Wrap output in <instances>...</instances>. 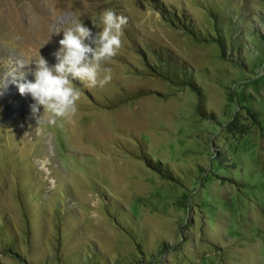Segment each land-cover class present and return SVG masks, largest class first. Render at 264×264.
Here are the masks:
<instances>
[{
  "label": "rangeland",
  "instance_id": "1",
  "mask_svg": "<svg viewBox=\"0 0 264 264\" xmlns=\"http://www.w3.org/2000/svg\"><path fill=\"white\" fill-rule=\"evenodd\" d=\"M105 9L128 18L111 81L38 124L16 83ZM0 229V264H264V0H0Z\"/></svg>",
  "mask_w": 264,
  "mask_h": 264
},
{
  "label": "clouds",
  "instance_id": "2",
  "mask_svg": "<svg viewBox=\"0 0 264 264\" xmlns=\"http://www.w3.org/2000/svg\"><path fill=\"white\" fill-rule=\"evenodd\" d=\"M100 19L102 30L95 33L83 22L64 29L60 47L54 53L56 63L50 64L40 55L29 69L28 74L33 79L28 80L24 76L19 79L22 82L16 83L22 96H31L34 103L30 107L38 124L49 113L62 118L76 110L80 89L73 81L89 88L104 87L111 81V69H102L101 62L117 54L128 18L118 15L113 9H105L100 13ZM101 71L104 73L102 77L99 75Z\"/></svg>",
  "mask_w": 264,
  "mask_h": 264
},
{
  "label": "trees",
  "instance_id": "3",
  "mask_svg": "<svg viewBox=\"0 0 264 264\" xmlns=\"http://www.w3.org/2000/svg\"><path fill=\"white\" fill-rule=\"evenodd\" d=\"M158 10L161 11V14L164 16V18L167 21H169L170 23H172L175 26H179L180 28H183L187 33L193 35L194 38H196V40L204 42V41H208L209 39H211L213 41H217L218 43L221 41V38H218V35L217 36H215L214 34L211 35L209 32L204 35V33L202 31H200V28L198 26H196L194 23H192L190 20H188L187 16H185L183 13L180 14V13L176 12L175 8L170 4H162L158 7ZM181 15H182V17H181ZM151 63L154 66V70H156L162 74H166L165 72H167V74H174L175 77L177 78V80H180V81L182 80L181 81L182 84L185 83V84H190L191 86H193L192 85V83H194L193 78L189 75V74H191L190 68L182 69L184 71L181 73L180 72L181 68H178V69L173 68L174 67L173 66L174 65L173 60H171L170 58L167 59L165 55H160L158 53L156 56L152 57ZM146 66H148V65H146ZM189 81H191L192 83H189ZM155 169L157 171H159L160 173L162 172L159 168H155ZM161 174H164V172H162ZM0 239H1L0 242L5 247L7 253H11V254H14V255L20 257V254L16 251L17 246L20 242V240L18 239L17 236L12 235L11 239L8 242L4 241V239H5L4 232H3V229H0ZM87 253H88V256L89 255L91 256L92 262L90 263L89 260H85L84 264L95 263L94 260L97 259V256L99 253H96L95 251H92V250H87ZM23 260H25V259L23 258Z\"/></svg>",
  "mask_w": 264,
  "mask_h": 264
}]
</instances>
